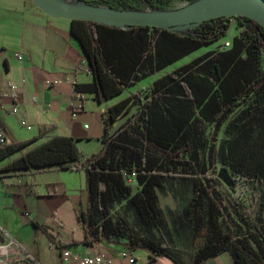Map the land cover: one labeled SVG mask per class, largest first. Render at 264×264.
<instances>
[{"label": "trees", "instance_id": "16d2710c", "mask_svg": "<svg viewBox=\"0 0 264 264\" xmlns=\"http://www.w3.org/2000/svg\"><path fill=\"white\" fill-rule=\"evenodd\" d=\"M87 5H114L130 9L132 1L146 2L158 10L167 0H79ZM231 20L242 31L230 47L206 53L191 64L154 81L144 101L134 93L104 114L102 150L82 163L71 137H54L6 164L1 172L40 168L84 171L86 208L77 213L84 246L125 239V250L152 251L172 257L165 243L133 231L112 214L126 200L143 227L160 228L162 212L157 190L172 168H181L192 181V198L184 211L193 236L205 229V243L192 264L227 252L235 264H264V219L255 218L228 192L211 170L215 162L234 175H246L264 184V28L240 18H217L188 27L183 33L150 27L100 25L70 21V35L87 60L91 84L75 86L79 93H94L102 102L136 86L154 73L187 55L222 39ZM245 22H248L246 28ZM135 111L131 113L132 107ZM126 117L108 134L110 126ZM210 126L207 163L202 125ZM226 125L231 137L217 143ZM33 141L0 148V162ZM136 184L133 192L126 180ZM223 222L224 228L219 221ZM36 226V224H33ZM160 230V229H159Z\"/></svg>", "mask_w": 264, "mask_h": 264}, {"label": "crops", "instance_id": "0c3cea01", "mask_svg": "<svg viewBox=\"0 0 264 264\" xmlns=\"http://www.w3.org/2000/svg\"><path fill=\"white\" fill-rule=\"evenodd\" d=\"M237 33L231 32L229 38L187 63L174 66L198 50L154 73L150 76V85L206 53L218 50L217 47L231 42ZM16 54L21 56V60H17ZM168 69L171 71L166 72ZM45 82L54 85L47 87ZM73 82H76V86L86 85L91 84L93 78L77 41L70 35V21L46 16L30 0H0V129L8 144L33 141L7 158V163L0 165V170L23 153L54 137L74 139L81 163L98 154L103 146L105 112L145 87L137 86L134 91L131 87L120 95L99 103L95 100L94 93H82V101H79L73 95ZM7 83L14 88L16 96L13 99L10 98L11 90ZM13 106L18 109L17 116L11 114ZM125 118L121 117L113 123L108 134L113 133ZM20 120L24 121V125L20 124ZM64 173L81 174L85 189L84 171L75 164L66 169L51 167L17 172L0 171L1 235L19 236V223L23 227H27L29 223L35 230H50V236L43 233L40 237L41 247L46 246L41 264H60L62 251L81 257L103 254L114 264H174L171 259L149 251L138 250L131 253L121 246L125 241L120 239L84 246V233L77 221V213L85 210L87 197L83 202L77 200L75 195L70 196L71 183L62 176ZM157 199L159 204L158 193ZM123 202L126 203V200ZM63 206L68 212H72L75 219V224L70 228L57 215V211ZM22 213H27L28 218H24ZM159 235L153 239L165 243L179 264H192L198 250L205 243L204 239L193 236L187 221L183 232H174L167 226L166 234L161 232ZM16 238L10 240V243L17 244L15 246L20 248L17 247L23 255L26 254V264H38L25 249L27 240ZM32 241L36 242L34 239ZM69 247H73L72 250ZM131 258L133 263L129 261ZM201 264L235 263L225 252L206 259Z\"/></svg>", "mask_w": 264, "mask_h": 264}, {"label": "rangeland", "instance_id": "374dc122", "mask_svg": "<svg viewBox=\"0 0 264 264\" xmlns=\"http://www.w3.org/2000/svg\"><path fill=\"white\" fill-rule=\"evenodd\" d=\"M76 0H66V2H71ZM198 0H167V4L164 6H160V9L154 10L152 9L146 2L139 1L135 2L132 1L130 3L131 8L125 9L126 11H132V12H138V13H149V12H171L178 10L186 5H189L193 2H196ZM90 6H96V5H90ZM96 7H104V6H96ZM107 8V7H104ZM114 10H123L122 8L114 5ZM186 27H181L178 29H175V32L183 33L186 31ZM242 31V28L238 27L236 20H231L230 27L226 33V36H224L222 39L218 41V43H213L212 46L208 48H201L197 52H195L191 57L185 59L184 61H180L178 63H175V67L187 63L190 60L204 54V52L213 49L214 46L217 44L223 42L226 38H229L231 32H240ZM218 50L220 49V46L217 47ZM171 71V69L166 70V72ZM152 80V77L144 80L143 82H140L135 87L132 88V90H136L137 86H144L139 91L135 92L140 94L142 100L144 101L147 97L149 98L151 94V85L150 82ZM135 106L132 107L131 113L135 111ZM201 129L203 131V144L205 145V150L201 152V156L203 157L205 163H207V147L210 143V126L207 124H203L201 126ZM231 137L229 131L226 129V125L222 128L218 138L217 143L219 144L221 141L227 140ZM7 163V159L0 162V165H4ZM211 170L215 171V177L216 179L221 183V186L218 187L219 191L221 192H228L232 198H234L237 202L242 204L244 209L247 212V215L251 218H255L257 214H260L262 218L264 219V184L260 183L257 180H253L251 177L244 175H234L228 168L223 166L220 161H216L213 168L209 169V172ZM220 171H224L226 176L229 179L230 186L226 184L221 178H219ZM171 175L173 177L166 178L163 181L162 187L157 190L158 196H159V206L162 210V225L161 227L155 228V227H143L140 225L139 221L137 220V217L134 213V211L130 208V206L125 202L117 203L113 206L112 211L115 216H119L120 218L124 219L129 227L133 231H137L140 235L146 238H154L159 237L160 233L163 232L166 234V227L170 226L174 232L180 233L183 232V228L185 225V222L187 219L185 218L184 211L187 209L188 203L190 199L192 198V181L191 179H184L182 176L186 175L185 171H183L181 168H172L171 169ZM63 177H65L70 183H71V189L70 191L73 193H70V196L76 197L77 200L85 201L86 193L84 189V182H83V176L79 173L72 174V173H64L62 174ZM131 186L133 192L136 191V184L133 180L129 183ZM57 215H59L64 223L70 228L72 227V224H75V219L73 217L72 212H68L65 206H63L60 210L57 211ZM221 226L224 228L223 222L219 221ZM27 227H23L20 223L18 227L20 228V234L19 236L11 235L8 236L7 234H4L3 238L5 242L3 244H0V246H13L18 254L17 255H3L0 254V264H26L27 258L23 255V253L15 246L17 244L10 243V240H14L16 237L17 240L26 239L25 249L27 250V253L31 255L35 261L38 264L42 263V259L44 257V253L46 250V246L41 247V241L40 237L44 233L46 236H50L51 232L50 230L43 228L42 230H35V228L32 225H29L27 223ZM76 227H74L75 229ZM62 235V234H61ZM15 237V238H14ZM77 237V235H76ZM199 239L205 238V229L200 231V234L197 236ZM36 240V242H33L32 240ZM121 241H125V239H120ZM69 247L68 249L72 250ZM60 250V249H59ZM74 250V249H73ZM55 256H57V250L55 253ZM50 262V260H49Z\"/></svg>", "mask_w": 264, "mask_h": 264}, {"label": "water", "instance_id": "95a60500", "mask_svg": "<svg viewBox=\"0 0 264 264\" xmlns=\"http://www.w3.org/2000/svg\"><path fill=\"white\" fill-rule=\"evenodd\" d=\"M46 16L68 21H86L116 28L150 27L175 30L217 18L247 19L264 28V0H198L171 12L138 13L126 10H114L104 7L87 5L76 0L81 5L75 6L66 0H30ZM246 28L248 22H245ZM221 178L228 186L229 179L224 171ZM4 238L0 233V244ZM152 253V251H149Z\"/></svg>", "mask_w": 264, "mask_h": 264}, {"label": "built area", "instance_id": "2783aa9c", "mask_svg": "<svg viewBox=\"0 0 264 264\" xmlns=\"http://www.w3.org/2000/svg\"><path fill=\"white\" fill-rule=\"evenodd\" d=\"M230 47V42H226L223 45L220 46V49H226ZM15 57L17 58V60H21V56L19 54H16ZM54 85V83H50V82H45V86L47 87H52ZM73 86H76V82L72 83ZM7 87L11 90L10 93V98L13 99L16 94L14 92V88L11 86L10 83H7ZM73 95L79 99V101H82V94L79 93L78 91L75 90V88L73 89ZM11 114L17 116L18 115V109L16 108V106H13L12 110H11ZM20 124L24 125V121L20 120ZM8 145V140L5 136V134L3 133V131L0 129V148L7 146ZM23 175H19V177H21ZM131 178H128L126 180L127 184H129L131 182ZM19 183H21V181H18ZM24 218H28V214L27 213H22ZM9 247H13V246H9ZM9 247H3L0 246V254L3 255H7L6 253H4L2 251V249L6 250ZM123 257H125V254L123 255ZM130 263H133L134 260L131 258ZM60 264H114V262L109 259L108 257L104 256L103 254H97V255H90V256H78V255H72L70 252L68 251H62L60 253Z\"/></svg>", "mask_w": 264, "mask_h": 264}, {"label": "bare ground", "instance_id": "6f19581e", "mask_svg": "<svg viewBox=\"0 0 264 264\" xmlns=\"http://www.w3.org/2000/svg\"><path fill=\"white\" fill-rule=\"evenodd\" d=\"M71 4H72V5H75V6L81 5V4H80L79 2H77V1H72ZM2 251H3L4 253H6L7 255H17V254H18L17 250H16L14 247H9V248L6 249V250L2 249Z\"/></svg>", "mask_w": 264, "mask_h": 264}]
</instances>
